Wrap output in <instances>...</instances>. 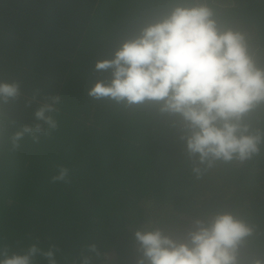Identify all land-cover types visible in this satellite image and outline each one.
Returning <instances> with one entry per match:
<instances>
[{
    "label": "trees",
    "instance_id": "1",
    "mask_svg": "<svg viewBox=\"0 0 264 264\" xmlns=\"http://www.w3.org/2000/svg\"><path fill=\"white\" fill-rule=\"evenodd\" d=\"M193 0H0V260L38 249L32 264H137L136 231L185 242L197 219L229 213L252 229L237 264H264V139L244 163L217 162L200 179L179 139L180 117L159 104H117L87 95L126 41ZM221 30L245 35L264 67V0H209ZM58 96L50 129L35 112ZM264 137V104L246 114ZM41 125L40 133L24 127ZM64 181H54L60 169ZM145 264L147 261L145 260Z\"/></svg>",
    "mask_w": 264,
    "mask_h": 264
},
{
    "label": "clouds",
    "instance_id": "2",
    "mask_svg": "<svg viewBox=\"0 0 264 264\" xmlns=\"http://www.w3.org/2000/svg\"><path fill=\"white\" fill-rule=\"evenodd\" d=\"M209 0H193V6H177L160 22L143 28L135 39L124 42L111 59L96 61L97 72L111 70L107 83L97 81L87 92L94 99L108 98L117 104H159V111L180 117L179 137L192 162L191 173L200 179L217 162L244 163L260 152L262 135L250 131L246 114L264 104V67L250 53L245 35L221 30L208 6ZM18 93L15 83H0V99ZM58 96L41 106L35 118L56 128L51 115ZM24 127V134L40 133ZM61 168L54 181H64ZM252 229L229 213L194 221L185 242L163 235L160 230L136 231L142 250L137 264H237V246ZM38 249L0 260V264H32ZM56 264L51 250L43 253ZM87 264V261H85ZM255 264H262L257 260Z\"/></svg>",
    "mask_w": 264,
    "mask_h": 264
}]
</instances>
